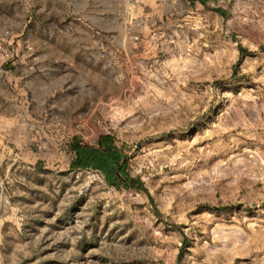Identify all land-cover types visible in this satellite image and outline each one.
Masks as SVG:
<instances>
[{"label":"rangeland","instance_id":"obj_1","mask_svg":"<svg viewBox=\"0 0 264 264\" xmlns=\"http://www.w3.org/2000/svg\"><path fill=\"white\" fill-rule=\"evenodd\" d=\"M0 264H264V0H0Z\"/></svg>","mask_w":264,"mask_h":264},{"label":"trees","instance_id":"obj_2","mask_svg":"<svg viewBox=\"0 0 264 264\" xmlns=\"http://www.w3.org/2000/svg\"><path fill=\"white\" fill-rule=\"evenodd\" d=\"M106 145L102 143V147L100 150H95L92 148H83L77 147V158L79 164H87L93 161L95 166L103 170L107 176V180L117 186H122L126 189H135L138 191H142L148 194V190L145 185L136 178L130 177L129 174L125 171L126 161H122V157L114 154L115 151L109 149V147H105ZM157 215H159L156 212ZM183 249L179 254L178 261L182 260Z\"/></svg>","mask_w":264,"mask_h":264},{"label":"crops","instance_id":"obj_3","mask_svg":"<svg viewBox=\"0 0 264 264\" xmlns=\"http://www.w3.org/2000/svg\"><path fill=\"white\" fill-rule=\"evenodd\" d=\"M2 71H3V70H1V73H2ZM3 72H4V73H7V72H5V71H3Z\"/></svg>","mask_w":264,"mask_h":264}]
</instances>
